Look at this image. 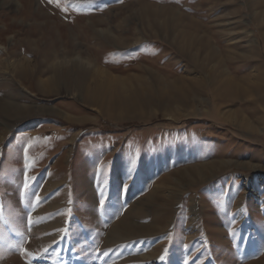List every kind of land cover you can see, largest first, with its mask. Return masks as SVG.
Here are the masks:
<instances>
[{
    "label": "rangeland",
    "instance_id": "rangeland-1",
    "mask_svg": "<svg viewBox=\"0 0 264 264\" xmlns=\"http://www.w3.org/2000/svg\"><path fill=\"white\" fill-rule=\"evenodd\" d=\"M0 264H264V0H0Z\"/></svg>",
    "mask_w": 264,
    "mask_h": 264
},
{
    "label": "snow or ice",
    "instance_id": "snow-or-ice-1",
    "mask_svg": "<svg viewBox=\"0 0 264 264\" xmlns=\"http://www.w3.org/2000/svg\"><path fill=\"white\" fill-rule=\"evenodd\" d=\"M49 3H54V0H49ZM24 186H25V188L29 187V185L27 184V178H26V180H25V185H24ZM37 202H38V200H37ZM99 204H100L101 206H103V205H104V201L101 200V201L99 202ZM104 255H107V253H104ZM161 259H164V257L162 256Z\"/></svg>",
    "mask_w": 264,
    "mask_h": 264
},
{
    "label": "bare ground",
    "instance_id": "bare-ground-1",
    "mask_svg": "<svg viewBox=\"0 0 264 264\" xmlns=\"http://www.w3.org/2000/svg\"><path fill=\"white\" fill-rule=\"evenodd\" d=\"M17 3V2H16ZM18 4V3H17ZM77 56H79V55H77ZM70 57V59H71V56H69ZM73 57H74V55H73ZM62 60L64 61L65 59H63V57H62ZM66 61L69 63V60H67L66 59ZM75 61H76V59H75ZM84 62H86V61H84ZM61 63V62H60ZM64 64V63H63ZM67 63H65V65H66ZM87 64H88V61H87ZM74 65H76V64H74ZM63 67V66H62ZM66 67H67V65H66ZM76 67V66H75ZM254 83V82H253ZM256 83V82H255ZM244 88V87H243ZM236 89V88H235ZM246 89V88H245ZM244 90V89H243ZM252 93V92H251ZM262 93V92H261ZM237 94V93H236ZM250 94V93H249ZM259 96H260V94H258ZM249 96V95H248ZM253 97V96H252ZM235 98V97H234ZM246 98V97H245ZM21 107V106H20ZM20 107L18 108V111L20 110ZM25 110V109H24ZM21 112V111H20ZM25 112V111H24ZM29 114V113H28ZM117 238H118V236H117ZM122 239V238H121Z\"/></svg>",
    "mask_w": 264,
    "mask_h": 264
}]
</instances>
